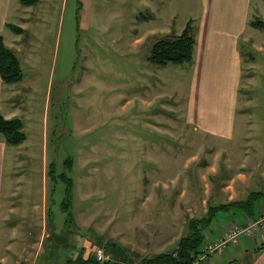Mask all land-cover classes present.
Instances as JSON below:
<instances>
[{
  "label": "rangeland",
  "instance_id": "374dc122",
  "mask_svg": "<svg viewBox=\"0 0 264 264\" xmlns=\"http://www.w3.org/2000/svg\"><path fill=\"white\" fill-rule=\"evenodd\" d=\"M25 4L12 0L8 20L25 25L10 47L24 74L22 81L14 83L15 100L25 104L32 124L23 117L28 155L19 157L25 153L24 145L9 146L4 179L11 181L12 175L21 181L19 193L36 197L45 185L42 167L49 170L53 163L47 224H59V231L73 241L87 239L91 256L95 245H104L119 264H137L142 257L176 251L191 218L208 215L207 183L219 177L207 166L244 161L235 146L230 154L207 152L212 141L189 122L192 64L168 65L163 75L154 70L148 77L155 90L144 96L147 76L142 71L156 65L148 58L152 43L180 34L188 18L196 16L201 1L34 0ZM260 17L251 19L262 30L255 46L248 41L241 44L246 76L252 71L250 54L258 62L257 72L264 66V17ZM5 36L8 42L16 37L9 28ZM155 75L163 76V87ZM263 92L260 84L244 81L240 97L258 99ZM15 152L22 163L15 161L16 170L10 171ZM62 173L74 179L72 219L66 230ZM211 238L205 229V239L215 240ZM55 242L57 236L47 246ZM228 254L216 253L209 261L219 264Z\"/></svg>",
  "mask_w": 264,
  "mask_h": 264
},
{
  "label": "crops",
  "instance_id": "0c3cea01",
  "mask_svg": "<svg viewBox=\"0 0 264 264\" xmlns=\"http://www.w3.org/2000/svg\"><path fill=\"white\" fill-rule=\"evenodd\" d=\"M19 1L25 3L23 0ZM199 1L201 7L196 16L188 18L194 19L197 26V45L187 95L188 119L196 130L207 140L212 141L210 151L207 152L230 154L233 151L232 147L235 146L237 152L241 151L244 155L242 162H212L207 166L213 175L219 177L218 180L214 179V183L211 181L210 185L207 183L206 190L211 196L209 204L217 206L246 200L255 192H264V92L263 97L258 99L240 97L244 81L260 84L264 90V79L258 75L259 73L264 75V66L263 70L260 68L262 71L257 72L258 62L250 54L249 64L252 71L246 76L243 66L244 54L241 49L243 41L251 42L255 46L262 34L260 24L251 23V19L264 17V0ZM11 2L12 0H0V35H3L9 46L10 43L17 42L22 34L7 25L16 24L8 20ZM8 28L16 36L9 38L10 42L5 36ZM154 66L157 65H151L150 68L147 66L145 72L142 71L147 76V79L145 75L142 76L147 84L145 95L144 92L141 95L146 97L155 90L148 75H152L154 70L158 75L159 69L163 75L168 65H158L157 69ZM157 75L155 76L163 87L165 83L163 76ZM17 92L14 83H4L0 77V111L7 118L19 116L23 119L26 116L29 124H32V119L27 116L25 104L15 100ZM248 106L253 109L248 110ZM24 124L27 126L25 122ZM27 141L28 135L24 142L18 144L26 147L25 153H21L19 157L27 154ZM43 141L45 147L44 137ZM9 146L12 144H7L4 138L0 137V264H82L91 257L87 239H83L81 243L76 239L73 241L59 231V224H55L54 227L47 224L50 212L47 193L50 169L47 170L45 165L42 167L45 185L41 187L39 195L34 197L19 193L21 181H17L12 175L11 181L4 179L6 152ZM15 161L22 163L17 160V152L12 156L10 171L16 170ZM263 211L264 194L255 199L254 206L233 205L216 212L215 217L219 220L212 222L206 228V233L212 234L211 239H216L227 225L247 223L257 218ZM223 219L226 220L223 222ZM63 224L66 230L68 225L65 224V220ZM65 230L62 232H66ZM55 236L58 237V242L48 247L49 239ZM263 244L264 232L250 238L243 237L238 244L228 246L221 253L230 254L218 263L264 264ZM212 256L208 258V264H213L209 261Z\"/></svg>",
  "mask_w": 264,
  "mask_h": 264
},
{
  "label": "trees",
  "instance_id": "16d2710c",
  "mask_svg": "<svg viewBox=\"0 0 264 264\" xmlns=\"http://www.w3.org/2000/svg\"><path fill=\"white\" fill-rule=\"evenodd\" d=\"M26 4L33 3L34 0H23ZM254 24V21H251ZM12 30L21 33L22 28L16 24L7 23ZM197 45V30L190 19L180 34H171L161 37L152 43L149 60L160 66L192 64L195 58ZM23 70L20 59L13 48L4 41L0 35V77L4 83H16L23 79ZM0 137H3L7 144L18 145L24 142L27 137L24 120L19 117L7 118L0 111ZM71 158L67 159L68 162ZM54 164L50 166V176L53 175ZM56 176V175H55ZM60 178L65 182V197L62 201V212L65 216V224L69 226L72 219V212L69 210L74 198V179L67 173L60 174ZM264 192L250 194L246 200H237L217 206H209L208 215L200 218H191L188 226V233L181 237L178 247L174 252H162L152 256L142 257L137 264H194V255L203 247L205 239V229L215 218L216 212L226 210L230 206L240 207L254 206L255 199L262 196ZM264 246V244H263ZM107 263V264H119ZM119 262V261H118ZM82 264H95L94 256L85 260Z\"/></svg>",
  "mask_w": 264,
  "mask_h": 264
},
{
  "label": "built area",
  "instance_id": "2783aa9c",
  "mask_svg": "<svg viewBox=\"0 0 264 264\" xmlns=\"http://www.w3.org/2000/svg\"><path fill=\"white\" fill-rule=\"evenodd\" d=\"M259 232H264V211L247 223L227 225L215 240L205 239L203 247L194 255V264H201L207 261L210 256L223 253L228 246L238 244L243 237H254ZM93 255L95 264H107L114 261L111 252L104 245H95Z\"/></svg>",
  "mask_w": 264,
  "mask_h": 264
}]
</instances>
